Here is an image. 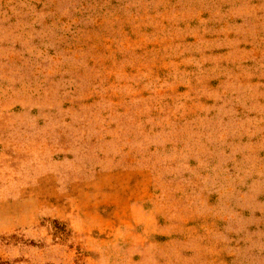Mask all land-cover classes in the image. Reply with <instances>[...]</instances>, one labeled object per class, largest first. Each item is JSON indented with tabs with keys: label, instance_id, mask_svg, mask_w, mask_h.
<instances>
[{
	"label": "rangeland",
	"instance_id": "374dc122",
	"mask_svg": "<svg viewBox=\"0 0 264 264\" xmlns=\"http://www.w3.org/2000/svg\"><path fill=\"white\" fill-rule=\"evenodd\" d=\"M0 264H264V0H0Z\"/></svg>",
	"mask_w": 264,
	"mask_h": 264
}]
</instances>
